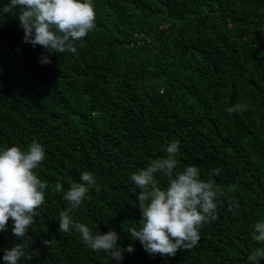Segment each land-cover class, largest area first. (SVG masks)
<instances>
[{
	"label": "trees",
	"instance_id": "1",
	"mask_svg": "<svg viewBox=\"0 0 264 264\" xmlns=\"http://www.w3.org/2000/svg\"><path fill=\"white\" fill-rule=\"evenodd\" d=\"M93 3L95 28L75 54L51 53L49 63L40 62L41 46L22 41L18 9L0 13V146L41 142L46 159L37 172L48 184L27 236L0 232V257L27 239L31 259L19 264H117L78 232L58 231L68 204L54 183L67 190L89 171L97 183L70 214L134 245L119 264H249L259 246L251 226L264 218V0ZM235 104L248 108L226 111ZM173 139L177 170L194 164L207 179L218 168L212 179L238 208L226 212L222 198L194 247L162 257L130 239L140 213L129 176L165 156Z\"/></svg>",
	"mask_w": 264,
	"mask_h": 264
},
{
	"label": "clouds",
	"instance_id": "2",
	"mask_svg": "<svg viewBox=\"0 0 264 264\" xmlns=\"http://www.w3.org/2000/svg\"><path fill=\"white\" fill-rule=\"evenodd\" d=\"M14 8L18 9L16 17L24 33L22 41L45 50L41 63H49L51 53L75 54L77 42L95 28L93 0H7L0 4V13H9ZM247 108V104H235L226 111L240 113ZM164 152L165 156L152 159L129 176L138 189L135 205L140 220L139 227L128 228V234L149 255L171 257L177 251L191 249L197 244L201 226L216 219L222 198L226 212H232L238 205L225 198L224 191L213 181L212 177L220 173L218 168L211 169L207 179L201 178L200 169L194 164L177 170L179 142L174 139L164 147ZM45 159V147L36 139L26 147L0 146V232L10 227L14 237L27 236L45 202L48 184L37 172ZM157 174L168 178L166 186L159 184ZM96 183L95 175L89 171H81L79 181L71 182L67 190L59 180L54 183L55 191L62 193L68 204V208L59 213L58 231L78 232L86 247L105 253L119 264L124 253L134 251V245H121L120 234L112 228L105 233L93 232L70 214L83 206L86 194ZM250 238L259 246L252 250L247 260L249 264H259L264 260V218L251 226ZM29 243L23 239L3 249L0 261L19 264L21 258L30 260L26 251ZM42 244L50 248L53 240L43 239Z\"/></svg>",
	"mask_w": 264,
	"mask_h": 264
}]
</instances>
